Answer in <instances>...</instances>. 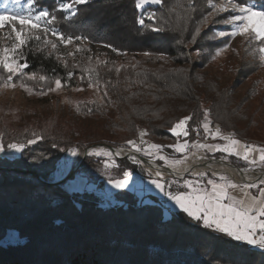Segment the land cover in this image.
Wrapping results in <instances>:
<instances>
[{
  "label": "trees",
  "instance_id": "16d2710c",
  "mask_svg": "<svg viewBox=\"0 0 264 264\" xmlns=\"http://www.w3.org/2000/svg\"><path fill=\"white\" fill-rule=\"evenodd\" d=\"M245 2L264 10V0ZM58 3L37 0L35 6L53 10ZM203 3L162 0L137 9L135 0H89L76 6L79 13L72 19L55 13L60 17L57 29L86 37L83 43L87 47L67 55L44 48L42 41L34 39L23 45L21 64L28 67L14 77V84L39 96L61 79L65 88L81 89L89 96L74 104L67 120H57L68 129L47 125L43 115L48 108L41 113L25 111V117L12 124L7 105L0 104V142L5 149L10 142L25 144L23 155L0 157V264H199L201 260L231 264L234 259L264 264L261 250L187 223L183 213L172 223L162 224L166 217L160 204L140 205L128 193L114 195V206L102 208L92 193L67 192L64 187L73 179L54 183L51 177L56 161L65 153L61 148H130L128 141L142 138L172 152L169 146L190 144L202 135L195 129L202 126L205 113L220 132L249 135L253 122L252 117L245 120L250 109L247 101L235 105L233 89L206 71L207 62L192 61V48L201 52L206 45L201 41L202 32L196 30L198 19L189 18L184 25L170 17L168 7L172 4L199 17ZM153 13L155 27L163 32L136 23L142 14L146 25H152L147 18ZM98 46L100 51L95 52ZM209 46L211 49L212 44ZM144 52L150 54L138 60ZM110 53L133 59L114 60ZM32 74L35 78L28 79ZM234 74L245 80L253 72L240 67ZM40 75L46 79L41 81ZM185 117H191L189 135L178 139L170 129ZM142 131L147 133L144 137ZM35 137L42 139L28 145ZM100 163L87 156L81 168H99Z\"/></svg>",
  "mask_w": 264,
  "mask_h": 264
},
{
  "label": "snow or ice",
  "instance_id": "6c2138e0",
  "mask_svg": "<svg viewBox=\"0 0 264 264\" xmlns=\"http://www.w3.org/2000/svg\"><path fill=\"white\" fill-rule=\"evenodd\" d=\"M89 2V0H59L58 7L49 10L46 7H41L35 9L37 0H27L25 5L27 11L21 12L15 10V8L5 7L0 11V30L8 28L10 31L7 34L6 39L12 40L14 36V42L11 47H5L0 50V66L4 72L9 73L7 76L8 86L15 87L13 77L18 73L23 74V69L27 68V63L20 64L17 57L20 55L18 49L25 44L26 36L36 33L35 39L37 41L41 40V36L38 33H44L45 39L44 43L47 45L50 42L47 36L51 34L55 37V40L59 41L60 44L67 46L73 44L75 41L84 42L86 37L81 35H71L65 34L59 31L56 27V22L60 17L55 13L61 12L63 14V19L69 20L76 17L79 13L78 5H82ZM162 0H135V7L141 9L144 4L153 3L161 4ZM11 4L19 6L21 0H11ZM209 6L213 8L216 12L228 11L229 7L231 9L230 16L224 20L225 24L231 26V30H221L219 35L236 37L239 36H254L255 40L258 42H264V10L256 11L255 5L252 3H247L245 0H228L227 5L217 6L211 3L209 0ZM152 21V25H146L145 18L141 14L137 19L136 23L141 27H150L152 32H163L162 28L155 27V14H150L147 18ZM17 25L20 27L17 28ZM198 32V30H197ZM196 36H193V41H195ZM105 47L112 48L118 54H123L120 50L116 49L111 44H105ZM51 47L55 49L57 44L51 42ZM77 51L81 49L77 48ZM259 53L261 54V60L264 61V46L259 48ZM72 53H69L71 55ZM145 56L149 55V52L143 53ZM219 55V50L216 53ZM119 71V69H117ZM69 73V77H71ZM35 74L29 75L28 79H34ZM39 79L44 81L46 77L40 75ZM55 88H50L48 91H55L62 87L61 79L55 80ZM92 87V84H89ZM79 90V89H78ZM41 95L47 94L42 91ZM106 94V93H105ZM91 111V110H89ZM191 117H185L178 120L170 131L172 135L176 137H187L189 135L188 131V121ZM203 129L205 137H211L212 140H222L225 141L224 144H204V143H194L193 148L205 150L207 152L216 153L220 152L225 155V157H236L237 159L243 160L246 164L255 165L257 163L256 154H258L259 162L264 164V148L257 147L251 144H242L238 139L233 138L231 135H221L220 129L216 128L212 131L210 128V123L208 121V114L205 113V120L203 122ZM147 133L141 132L140 136L144 137ZM41 137H35L27 141L28 145L37 143ZM128 145L135 151H144L151 154L152 150L155 149L157 152L163 148L161 145H149L147 149H141L134 141H128ZM175 152L184 153L188 149L189 144L177 143L171 145ZM15 152L17 154L23 155L25 150V144L10 142L7 144V149L2 142H0V153L5 151ZM61 152H65V149L61 148ZM80 154L77 149L69 148L67 149L66 157L59 158L56 163L60 164L63 160V172L61 173L64 182H68L69 178L75 179L81 171H86L81 168V161L79 159H69L77 158ZM88 157L96 156L100 157L102 155L101 151H88L86 153ZM114 155L110 151H104L103 156L105 157L104 170L101 175L105 177V183L111 189H113L117 196L128 193H135V186L137 184H144L145 190L149 193L155 191L157 195L166 197L168 202L174 206L178 212L173 213L171 210L168 211L167 217L162 218V224L172 223L176 217L180 214H184V219L187 223L195 222L198 226L207 228L216 233L226 235L227 237L235 240L237 242H244L253 247L259 248L264 252V188H260L259 184H245L244 188L252 189L256 188L260 195L259 196H248L245 194V198H236L230 194L229 189H236L239 186L235 183L228 182L225 177L219 176L218 180L207 179L206 184L203 183L204 173H193L198 179L183 180L182 184L175 180L164 181L162 179V174L160 172L156 173L157 178L149 177L148 181L145 183L142 178L138 179L135 173L131 169H124L122 171L121 178H115L112 176L110 169L119 168V165L115 162ZM113 157V160L109 161L107 158ZM134 164H139L140 161L134 156L129 157ZM159 159L165 160L163 155L159 156ZM182 163L180 160H176L174 165H179ZM254 170V169H252ZM53 179H55V173H53ZM176 184L178 188H183L184 191L173 192L171 187ZM150 199H155V197L150 196ZM142 204V201H138ZM199 264H205L203 260ZM231 264H246L242 259H234Z\"/></svg>",
  "mask_w": 264,
  "mask_h": 264
},
{
  "label": "rangeland",
  "instance_id": "374dc122",
  "mask_svg": "<svg viewBox=\"0 0 264 264\" xmlns=\"http://www.w3.org/2000/svg\"><path fill=\"white\" fill-rule=\"evenodd\" d=\"M205 3L203 7V14H200L199 17H196L191 13H188L184 11L182 8H180V5H174L172 4L171 7H168V10L170 12V17L175 22H183L184 25L186 23V20L189 18H196L198 19V25L197 33H201V41L203 44H206L201 50V52L194 51L195 48H192V61H201L204 60L207 62L206 64V71L210 72L211 74L217 76L221 83L225 87H230L233 89L234 94V104H238L240 100H246L245 105L249 106V111H247L248 117L245 120H248L252 117L253 126L249 127V135L247 137H243L241 135H236L234 133L230 132H220L221 135H231L233 138L238 139L242 142V144H251L255 145L260 148H264V61L261 60V54L259 53V48L264 46V42H258L255 40L254 36H239L236 37H229V36H223L221 37L219 35V32L221 30H231V26L224 23V20L227 19L231 14V9L229 7L228 11L223 12H216L209 6V0H204ZM212 4H215L217 6H223L228 4V0H211ZM27 4V0H21V4L19 6L11 4V0H0V11H2L5 7L8 8H15L17 11L26 12L27 9L25 5ZM148 5H155L153 3H147L143 6ZM36 10V6L35 9ZM256 11H261V9L257 8L255 6ZM192 15V16H191ZM20 26L17 25V28ZM10 29L5 28L0 30V50H2L5 47L10 48L12 43L14 42V36L12 40L6 39L8 32ZM41 36V40L44 43L45 35L44 33H38ZM36 33H33L29 36H26L25 38V44L28 40L34 39L37 41L35 37ZM49 44L44 43V48H51V42H54L57 44V47L55 48L57 52L65 53L69 55V53H74L77 51L76 49H81L82 46L87 47L84 43L75 41L73 44L64 46L59 43V41L55 40V37H53L51 34L47 36ZM24 44V45H25ZM209 44H212V48L210 49ZM254 44L255 47H252ZM258 45V46H257ZM23 46H21L18 51L20 55L17 57L18 62L21 64L22 60V54L21 49ZM190 45H188V48ZM43 48V49H44ZM219 50V55H217V51ZM96 51H100L99 46L96 47ZM110 57L114 60H131L133 59L132 56L127 55H114L110 53ZM146 57L144 55H139L138 60ZM240 67L247 68L249 70H252L253 74L249 76V78L242 80L239 77L235 76V71L238 69L240 70ZM10 75L9 73H6L3 71L2 66H0V104L7 105L6 110H8V114L11 118V123L14 124L15 122L19 121L21 117H25L26 114H30L32 112L41 113L43 109L48 108L46 110L45 116L47 119V125L52 126L54 125L56 128V124L65 129L70 128L68 125L64 124L62 121L67 120L66 116L67 114H70L72 107L76 102L79 100L85 99L87 96H89V93L83 92L81 89H69L65 88L63 85L61 88L56 89L55 91H47V94L44 95H32L31 91L23 88L19 85L15 84V87L8 86L9 82L7 81V76ZM21 74H17L16 76H20ZM14 76V77H16ZM13 77V79H14ZM13 82V81H12ZM236 82V86H234ZM52 87L53 89L55 88ZM242 117V116H241ZM14 120V121H13ZM62 120V121H57ZM13 121V122H12ZM209 121V120H208ZM44 122V119H43ZM10 123V124H11ZM210 123V122H209ZM210 128L212 131H215L216 128H219L217 125H211ZM196 131H202V135L199 137H196L194 142H199L203 140H208L205 144H224L225 141L222 140H212L211 137H205L204 129H203V123L202 126H200L198 129H195ZM225 131V130H224ZM101 132V131H100ZM103 132V131H102ZM181 137H177L178 139H181ZM189 144V147L193 145V143ZM137 146H139L141 149H147L150 145L147 143L146 140L139 138L135 142ZM95 147H92L89 149V151H101L102 155L100 157L92 156L90 159H93L95 161H101L99 164V168H91V166H87L85 168L86 171H81L78 175H76V178L72 181H69L66 186L64 187L67 192H82L86 191L88 193H92L94 197H96L99 201V204L102 208H109L114 206V195L117 193L111 189L109 186L105 183V177L101 175V172L104 170V162L105 157L103 156L104 151H108L105 147L100 145H94ZM121 148L118 149H129L133 152H135L131 147L125 148L124 146H120ZM188 147V148H189ZM78 153L81 154L82 149H77ZM67 150L61 157H66ZM137 156H140L144 159L153 161L154 163H157L160 166H169L174 165V162L176 160L182 161L184 163L185 161L189 160L193 156L196 155H205L208 158L223 160V162H228L234 165V167L240 168V169H249V170H264V164L259 162L258 154H256L257 163L255 165L246 164L243 160L237 159L236 157H225L223 153L216 152L211 153L207 152L205 150L197 149L191 147V149L188 151V149L185 150L184 153H177L174 150L172 152H167L165 150L160 149L159 152H157L155 149L152 150L151 154H148L144 151L141 152H135ZM163 155L166 159L161 160L159 159V156ZM203 155V156H204ZM18 154L11 151H5L4 153H0V157H5L8 159H13L14 157H17ZM191 156V157H190ZM60 157V158H61ZM87 157V156H86ZM80 155L77 158H69V159H79ZM109 161L113 160V157L107 158ZM115 162L119 165V168H112L110 169V172L113 177L115 178H121L122 171L124 169H127V167H132L131 169L138 179L142 178V180L146 183L151 176V178H156L152 176L142 165L140 162L138 165L134 164L132 160L129 157H124L122 159H117L114 157ZM137 159V158H136ZM138 160V159H137ZM118 161H125L124 163H118ZM63 160L60 161V164H56L55 166V179L52 178L54 183L63 182L61 173L63 172ZM181 164V163H180ZM53 173L51 174V177H53ZM205 176L203 178V183L206 184L207 179L211 178L214 180H218V177L220 175H213L211 173H204ZM224 177V176H223ZM226 178V177H225ZM189 179V180H195L198 179L197 176L194 175H185V174H174L170 176V178H164V181L168 180H175L178 183L182 184L183 180ZM228 182L234 183L230 181L228 178H226ZM218 182H222L219 181ZM256 184H259L260 188H264V185L259 182H254ZM251 183V184H254ZM237 185V183H235ZM239 187L236 189H229V192L231 195H233L236 198H242L245 197V194L248 196H259L260 193L256 188L247 189L244 188V185H238ZM171 190L173 192L176 191H184L183 188H178L176 184H173L171 187ZM132 197L136 198L137 201H142V205L147 204H160L163 207L164 210V216L167 217V213L169 210L171 212L176 213L178 212L177 209L174 208V206L171 204V202H168L166 197L157 195L155 191L149 193L145 190L144 184H137L135 186V193L130 194ZM153 196L155 199H150L149 197ZM141 205V203H139ZM195 223V222H194ZM244 243V242H242ZM248 245L247 243H245ZM253 249H259L257 247H253L251 245H248ZM260 250V249H259Z\"/></svg>",
  "mask_w": 264,
  "mask_h": 264
},
{
  "label": "bare ground",
  "instance_id": "6f19581e",
  "mask_svg": "<svg viewBox=\"0 0 264 264\" xmlns=\"http://www.w3.org/2000/svg\"><path fill=\"white\" fill-rule=\"evenodd\" d=\"M113 154L116 158L124 157H139L143 167L154 177L156 173L160 172L162 174V179L170 178L174 174H185L193 175V173H211L213 175H220L228 178L230 181L237 183V185L251 184L254 182H259L264 185V170H249L240 169L229 164L224 163L221 160L208 158L203 155H196L189 160L181 163L179 165H169V166H157L153 161L144 159L137 156L134 152L127 149H118ZM86 153L84 150L81 151V159ZM191 157V156H190ZM157 178V177H156Z\"/></svg>",
  "mask_w": 264,
  "mask_h": 264
},
{
  "label": "water",
  "instance_id": "95a60500",
  "mask_svg": "<svg viewBox=\"0 0 264 264\" xmlns=\"http://www.w3.org/2000/svg\"><path fill=\"white\" fill-rule=\"evenodd\" d=\"M92 147H95V146H92ZM92 147H90V148H92ZM103 147H105L108 151H110V152H114V151H116V150H118L117 148H113V147H110V146H103ZM89 148V149H90ZM89 149H85L84 150V152L85 153H87L88 151H89ZM129 151H131V150H129ZM131 152H133V151H131ZM135 153V152H134ZM87 155H84L81 159H79L80 161H81V163L83 162V160H84V158L86 157ZM140 162H141V159L139 158V157H136ZM117 159H122V158H117Z\"/></svg>",
  "mask_w": 264,
  "mask_h": 264
},
{
  "label": "built area",
  "instance_id": "2783aa9c",
  "mask_svg": "<svg viewBox=\"0 0 264 264\" xmlns=\"http://www.w3.org/2000/svg\"><path fill=\"white\" fill-rule=\"evenodd\" d=\"M196 133H199V131H196ZM207 141H208V140H203V141L194 142V143H204V144H205V143H207ZM194 143H193V144H194ZM191 147H192V145L188 148V151L191 149ZM203 155H204V154H203ZM204 156H205V155H204ZM205 157H207V156H205Z\"/></svg>",
  "mask_w": 264,
  "mask_h": 264
},
{
  "label": "crops",
  "instance_id": "0c3cea01",
  "mask_svg": "<svg viewBox=\"0 0 264 264\" xmlns=\"http://www.w3.org/2000/svg\"><path fill=\"white\" fill-rule=\"evenodd\" d=\"M242 198H245L244 196Z\"/></svg>",
  "mask_w": 264,
  "mask_h": 264
}]
</instances>
